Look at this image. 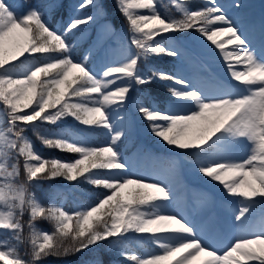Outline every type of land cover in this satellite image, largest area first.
<instances>
[{
  "label": "snow or ice",
  "instance_id": "snow-or-ice-1",
  "mask_svg": "<svg viewBox=\"0 0 264 264\" xmlns=\"http://www.w3.org/2000/svg\"><path fill=\"white\" fill-rule=\"evenodd\" d=\"M115 3L128 36L120 37L118 55L105 56L97 73L89 65L93 46L74 59L80 46L74 33L82 36L81 26L107 16L101 0H80L78 10L93 11L70 18L59 30L47 17L64 7L61 0L17 7L0 0V235L8 237L0 239V264H43L48 258L65 264H111L104 255L129 235L157 249L143 257L120 249L130 264H264V222L250 223L257 205L264 208V44L253 48L246 34L251 26L230 17L217 0H206L195 9L176 4L180 19L160 11L162 0ZM232 7L243 5L234 0ZM104 28L115 34L111 21ZM189 31L219 50L235 84H209L154 67L139 70L142 60L160 56L196 69L197 53L181 41V34ZM261 32L264 35V24ZM241 65L245 70H236ZM157 82L165 88L163 97L152 94ZM239 87L243 92L233 91ZM136 89L140 91L133 99ZM129 102L155 137L184 154L194 153L197 171L222 186L225 196L239 200L232 219L248 229L246 236H234L223 249L215 248L205 241L217 232L213 219H205L198 229L181 214H163L172 199L170 187L126 178L129 161L119 144L132 130ZM67 117L87 126L86 131H105L106 145L70 141L62 131L45 135L39 128ZM29 129L44 145L78 158H44L26 135ZM242 144L246 157L233 159ZM102 170L108 173L103 178L98 175ZM21 173L23 181L17 183ZM55 178L88 183L105 192L87 208L71 213L45 206L28 186ZM25 214L30 260L18 251ZM39 219L52 222L54 230L39 229Z\"/></svg>",
  "mask_w": 264,
  "mask_h": 264
},
{
  "label": "rangeland",
  "instance_id": "rangeland-1",
  "mask_svg": "<svg viewBox=\"0 0 264 264\" xmlns=\"http://www.w3.org/2000/svg\"><path fill=\"white\" fill-rule=\"evenodd\" d=\"M220 1L221 0H217V2ZM225 1L226 4L221 2V5L224 6L225 12L230 17L240 19L246 26H251L247 35L253 42L260 43L261 48L262 44H264V35H262L261 32V25L264 24V0H239V2L242 3L246 9L243 8V12L235 14L229 11L234 0ZM176 4L182 3L180 0H162L160 11L169 15V10L172 7L178 9L175 6ZM18 5L19 0H16L13 3V6L17 7ZM182 5L185 6L184 4ZM142 14L147 13L144 12ZM73 15L80 17L84 16L79 13H73L71 16ZM106 21L108 20L103 19L98 22L97 36L90 45L93 47L100 45V49L98 51L99 65L94 70L97 73H99L100 68L104 63L105 56H115L118 55L119 52L117 43L119 38L113 37L102 43L107 34V31L104 28ZM215 27H227V25L216 24ZM87 31L88 28L81 33L84 35ZM191 39L197 41L201 40L203 44H199L197 48H194ZM181 41L187 45L189 49L194 50L195 52L197 51L196 49L208 48V46H210L209 42L206 41V38H202L200 34L195 31L190 32L187 35H181ZM172 60L174 63L173 71L179 72L184 77L192 74L194 71H197L198 74L202 72L213 73V64H215H207L205 61L201 62L198 57V67L193 69L189 64L180 65L176 60ZM212 61H214L213 58ZM222 78L229 81H223L222 83L235 84V82L231 80L230 76L223 75ZM233 91L240 93L243 92V88H233ZM131 96L135 99L137 93L133 91ZM2 107L3 106L0 105V108ZM126 111L132 120V130L130 136L124 139V141L130 142L131 138L134 137L137 139L130 151H121L125 158L129 161L126 178L143 179L148 183L161 182L162 184L170 187L172 189V199L171 202L167 204L163 214H181L195 224L198 229L200 227L198 224L199 222L202 224V222L207 218L213 219L218 224L217 232L211 238L206 237L205 241L206 243L213 244L215 248H221L223 240L225 242L224 245H227L230 241H232L234 236H246L248 229L237 225L232 219L233 214L239 206V200L225 196L222 191V186L218 185L217 182H210L207 177L201 175L197 171L196 155L191 152L184 154L182 150L176 149L172 146H167L159 138L155 137L151 133L147 122H145L138 113L134 112L131 102L127 105ZM108 140L109 137L105 143H107ZM162 148L167 151L165 157H169L170 159V164L168 165L165 164L163 157L159 156L158 151ZM246 155L247 151L242 144L233 159L240 160L245 158ZM98 175L103 178L107 176L108 173L104 170L100 171ZM16 182L20 183L18 180ZM202 216L207 217H205L202 221ZM262 222H264V208L257 205L250 219V223L258 226ZM0 239L6 238L0 235ZM151 250L157 251L153 244Z\"/></svg>",
  "mask_w": 264,
  "mask_h": 264
},
{
  "label": "trees",
  "instance_id": "trees-1",
  "mask_svg": "<svg viewBox=\"0 0 264 264\" xmlns=\"http://www.w3.org/2000/svg\"><path fill=\"white\" fill-rule=\"evenodd\" d=\"M15 0H7L9 4H13ZM187 7L190 9L200 8L206 2V0H181ZM49 0H20V3H31V4H40L44 5L48 3ZM64 4V7L60 9L58 12L49 15L47 17L49 24L51 27L59 30L62 29L63 26L69 21L70 14H72L75 10L79 14L86 15L91 13L93 10L91 8L86 9L84 11H80L76 8V6L80 3V0H61ZM102 3L105 4L107 9V16L104 18H98L95 22L90 23L88 25L81 26L79 32H82L88 27V31L85 35L79 37L80 46H78L74 52V59H81L82 54L88 51L89 44L93 41L96 33H97V25L98 22L106 19L111 21L112 26L115 28V34H112L110 31L107 32V38L109 39L112 36L127 38L128 31L125 18L121 15V13L117 10L115 0H101ZM242 8V7H241ZM240 11V8H234L233 12ZM170 16L176 19L182 18V13L179 10H176L174 7L170 9ZM76 17V16H74ZM190 32V31H189ZM79 33H74V35H78ZM105 40H103L104 42ZM100 46H96L93 48V56L89 61L90 67L92 69H96L98 65V51ZM141 71L147 72L150 68H156L158 70H162L165 72L173 70L172 58L167 56L160 57H150L148 60H142L138 65ZM169 83V82H165ZM139 89H136L135 92L138 93ZM151 91L153 95H157L163 97L166 94L165 88L162 84L157 82L156 84L151 86ZM87 126H83L76 122L74 118L67 117L62 121L57 122L55 125L50 124H40V130L48 135L51 132L62 131L64 135L71 141L75 140L78 143H86L89 146H105L106 143H102V140H106L108 135H106L102 130L97 131H86ZM26 135L29 136L31 141L34 144L35 150L40 153L44 158L51 157H59L62 160L72 161L78 158V154L68 153L66 151H60L55 148H51L42 143L40 139L32 133L29 129L26 132ZM135 139H132L131 143H126L124 140L119 144L120 151L128 152L129 149L133 146ZM163 150V149H162ZM163 157H165L164 151H162ZM165 163H169V159L165 158ZM22 164V160H21ZM103 171V170H102ZM20 182L23 181V173H21L20 178L18 179ZM29 190L33 192L45 206H57L62 207L64 210L71 212L79 211L88 207L89 204L96 202V195L103 194L105 190L102 188H96L88 183H77L75 181L68 182L63 178H55L51 180H42L38 184L29 185ZM25 223V228L22 233L23 243L18 245V251L22 259L30 260V252L31 245L30 239L31 234L27 227L28 215L25 214L22 218ZM37 226L39 229L46 230L48 232H52L54 230V225L52 222L47 219H39L37 220ZM3 236V235H1ZM6 239L8 237L3 236ZM11 243H15V241H10ZM102 248L105 246H101ZM152 248L151 244L147 240H138L135 236L129 235L126 240L119 244L118 249H114L104 255V259L106 261H111V264H130V261L125 257L121 256L119 250L122 249L127 255L137 254L141 257ZM69 260H74L75 257H69ZM43 264H65L64 261L58 260L56 258H48Z\"/></svg>",
  "mask_w": 264,
  "mask_h": 264
},
{
  "label": "bare ground",
  "instance_id": "bare-ground-1",
  "mask_svg": "<svg viewBox=\"0 0 264 264\" xmlns=\"http://www.w3.org/2000/svg\"><path fill=\"white\" fill-rule=\"evenodd\" d=\"M222 39L226 40L227 35L223 36ZM248 39H249L250 44L253 48H255L257 50L260 49V43L253 42L249 36H248ZM191 41L194 45V48H197V46L199 44H203L201 40L197 41V40L191 39ZM209 44H210V46H208V48L196 49L197 50L196 53H197L201 62L205 61V62H207V64L215 63V64H213L214 65L213 66L214 67L213 73H203L202 72V73L198 74L197 71L196 72L194 71L192 74L185 76V78H195V79L202 80V81L209 83V84H214L217 81L227 82L228 80H224L222 78L223 75L230 76L229 71L225 66V62L223 61L222 57L220 55H218L219 50L216 49L214 45H211V42H209ZM212 58L214 61H212ZM236 70L244 71L245 68L243 67V65H241ZM207 215H208V213H207ZM205 217H207V216H204V217L202 216V221L205 219ZM200 223L201 222H199L198 224L201 225ZM222 242H223L222 245L220 244L221 245L220 249H223L225 247L224 240Z\"/></svg>",
  "mask_w": 264,
  "mask_h": 264
}]
</instances>
